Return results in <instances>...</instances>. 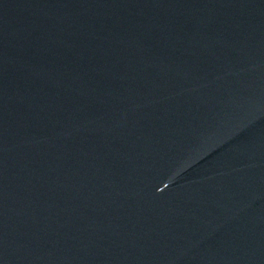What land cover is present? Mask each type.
<instances>
[{"label":"water","instance_id":"1","mask_svg":"<svg viewBox=\"0 0 264 264\" xmlns=\"http://www.w3.org/2000/svg\"><path fill=\"white\" fill-rule=\"evenodd\" d=\"M0 264H264V0H0Z\"/></svg>","mask_w":264,"mask_h":264}]
</instances>
